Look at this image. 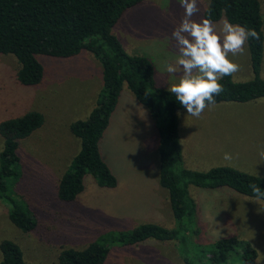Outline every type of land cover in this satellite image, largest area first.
I'll list each match as a JSON object with an SVG mask.
<instances>
[{
  "label": "rangeland",
  "instance_id": "obj_1",
  "mask_svg": "<svg viewBox=\"0 0 264 264\" xmlns=\"http://www.w3.org/2000/svg\"><path fill=\"white\" fill-rule=\"evenodd\" d=\"M208 1L198 0L200 11L193 20L204 18ZM183 15L178 0H142L125 12L113 29L129 53L151 59L159 88L179 83L182 75L172 31ZM261 16L264 35V0ZM223 21L213 22L217 32ZM229 58L240 66L232 74L234 80L253 77L247 43L243 54ZM39 59L45 69L42 81L22 85L16 79V58L0 54V122L28 111H38L44 119L20 141L17 176L8 180L10 192L31 211L35 226L29 231L15 226L0 199V242L14 241L24 259L36 264H56L62 249H81L94 241L109 248L104 264H185L180 246L196 254L199 247L208 248L218 238L236 236L256 249V264H264L262 199L228 187L206 189L189 184L196 211L193 218L174 219L168 192L159 184L156 121L126 89L100 142L101 155L116 176L117 186L99 187L86 174L83 192L73 201L61 202L57 197L59 178L79 147L69 126L76 119L86 118L93 106L102 85L101 66L88 52L66 59L45 55ZM168 64L177 72L168 73ZM260 76L264 78V43ZM178 113L184 147L182 166L204 171L222 165L264 177V159L260 156L264 149V97L218 102L199 118L188 115L185 108ZM2 145L0 135V150ZM225 153L232 159L225 160ZM146 222L177 230L178 240L150 239L127 246L115 240L120 232L129 233ZM233 264L241 263L235 260Z\"/></svg>",
  "mask_w": 264,
  "mask_h": 264
},
{
  "label": "trees",
  "instance_id": "obj_2",
  "mask_svg": "<svg viewBox=\"0 0 264 264\" xmlns=\"http://www.w3.org/2000/svg\"><path fill=\"white\" fill-rule=\"evenodd\" d=\"M141 1L0 0V54L16 58L19 65L16 79L20 84L36 85L42 81L45 69L40 55L66 59L88 52L101 66L102 85L93 106L86 118L76 119L69 126L79 147L59 178L58 199L73 201L85 189L86 174H90L99 187L117 186L116 176L101 155L100 142L124 89L131 92L156 121L159 184L168 192L175 220L193 218L196 211V203L188 192L189 184L206 189L228 187L241 195L254 197L249 185L257 184L264 190V177L222 165L204 171L182 166L177 113L184 107L170 88L157 86L151 59L129 53L113 30L125 12ZM204 18L212 22L224 18L231 24L255 29L260 35L259 39L249 37L247 42L253 77L244 81L234 80L233 75L223 77L220 83L224 91L214 97L215 103L249 102L264 97V78L260 76L264 43L261 0H209ZM43 121L40 112L28 111L0 122L3 138L0 199L7 205L10 221L23 231L31 230L35 220L31 211L12 195L8 180L17 176L20 141ZM179 235L177 230L160 223L146 222L129 233L120 232L115 240L127 246L148 239L178 240ZM179 248L185 264H233L235 260L241 264H256V249L236 236L218 238L208 248L199 247L196 254ZM0 252V264H36L26 261L18 244L12 240L1 241ZM108 253L107 245L94 241L81 249H62L56 264H104Z\"/></svg>",
  "mask_w": 264,
  "mask_h": 264
},
{
  "label": "clouds",
  "instance_id": "obj_3",
  "mask_svg": "<svg viewBox=\"0 0 264 264\" xmlns=\"http://www.w3.org/2000/svg\"><path fill=\"white\" fill-rule=\"evenodd\" d=\"M184 9L181 22L172 31V38L177 42L179 57L177 64L182 68L179 83L171 85L169 91L187 110V114L199 118L210 105H215L214 97L224 91L220 81L239 71V64L230 56L243 54L249 37L259 39L255 29H248L239 24L223 21L219 32L216 25L208 18L199 21L192 17L199 13L198 0H178ZM168 73H176L172 64L166 67ZM179 116L180 113H177ZM264 159V149L260 151ZM225 160L232 155L225 153ZM256 200L264 199V190L257 184H250Z\"/></svg>",
  "mask_w": 264,
  "mask_h": 264
},
{
  "label": "crops",
  "instance_id": "obj_4",
  "mask_svg": "<svg viewBox=\"0 0 264 264\" xmlns=\"http://www.w3.org/2000/svg\"><path fill=\"white\" fill-rule=\"evenodd\" d=\"M126 93H129L128 91H125ZM129 95H131L133 97V95L131 93H129ZM218 144V143H217ZM182 145V144H181ZM219 145V144H218ZM182 150H183V154H184V147H182ZM150 240V239H148ZM153 241L152 242H165V241H158V240H154L152 239ZM144 242V241H143Z\"/></svg>",
  "mask_w": 264,
  "mask_h": 264
}]
</instances>
